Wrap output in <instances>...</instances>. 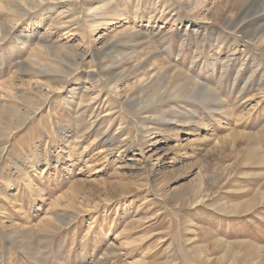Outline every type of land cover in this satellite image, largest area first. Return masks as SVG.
<instances>
[{
	"label": "rangeland",
	"instance_id": "obj_1",
	"mask_svg": "<svg viewBox=\"0 0 264 264\" xmlns=\"http://www.w3.org/2000/svg\"><path fill=\"white\" fill-rule=\"evenodd\" d=\"M0 264H264V0H0Z\"/></svg>",
	"mask_w": 264,
	"mask_h": 264
},
{
	"label": "bare ground",
	"instance_id": "obj_2",
	"mask_svg": "<svg viewBox=\"0 0 264 264\" xmlns=\"http://www.w3.org/2000/svg\"><path fill=\"white\" fill-rule=\"evenodd\" d=\"M143 85V84H142Z\"/></svg>",
	"mask_w": 264,
	"mask_h": 264
}]
</instances>
